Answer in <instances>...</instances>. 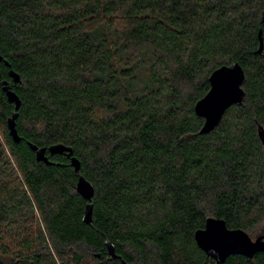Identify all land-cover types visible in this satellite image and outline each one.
<instances>
[{
    "label": "trees",
    "instance_id": "obj_1",
    "mask_svg": "<svg viewBox=\"0 0 264 264\" xmlns=\"http://www.w3.org/2000/svg\"><path fill=\"white\" fill-rule=\"evenodd\" d=\"M260 31L264 0H0V264H217L195 241L207 219L252 236L264 223ZM235 63L243 102L200 134L195 106ZM2 81L21 100L20 142ZM28 143L73 149L92 223L71 157L47 151V165ZM224 264H264V252Z\"/></svg>",
    "mask_w": 264,
    "mask_h": 264
},
{
    "label": "water",
    "instance_id": "obj_2",
    "mask_svg": "<svg viewBox=\"0 0 264 264\" xmlns=\"http://www.w3.org/2000/svg\"><path fill=\"white\" fill-rule=\"evenodd\" d=\"M260 47L258 53L261 54L264 49V41L262 39V31L259 32ZM4 61L5 65L11 68L8 61L0 55V62ZM10 77L15 83L21 81V77L14 70H10ZM1 78V76H0ZM245 81V72L239 63L233 66H223L215 70L210 78V90L204 98L197 102L195 112L199 117L205 119L200 134H209L221 122L225 112L233 105L243 102L245 91L243 83ZM1 85L7 95L10 103L15 105V111L8 120V128L10 135L15 142H20L21 137L17 130L16 120L19 117V109L21 108V100L19 96L12 90V86L8 81H2ZM260 137L264 144V130L260 128ZM31 149L36 153V160L51 165L52 162L47 157L49 151L52 155L66 153L71 157V164L76 173L79 175L77 182L78 193L88 201L85 208L84 222L90 224L93 221V197L95 194L94 186L80 174L81 163L77 157L73 155V149L64 145H53L49 148H39L36 145L28 143ZM195 241L198 247L206 253V255L215 260L217 264H224L228 257L232 255H242L249 259H253L258 253L264 252V234L255 240L243 229H230L226 221L220 218H209L206 221L205 228L196 231ZM107 251L114 259L121 258L116 254L114 245L107 241ZM123 264H128L123 261Z\"/></svg>",
    "mask_w": 264,
    "mask_h": 264
},
{
    "label": "rangeland",
    "instance_id": "obj_3",
    "mask_svg": "<svg viewBox=\"0 0 264 264\" xmlns=\"http://www.w3.org/2000/svg\"><path fill=\"white\" fill-rule=\"evenodd\" d=\"M262 231H264V223L262 224V226H259V227H258V229L255 231V233L252 234L251 238H252L253 240H255V239L260 235V233H261ZM4 261H6V259H4Z\"/></svg>",
    "mask_w": 264,
    "mask_h": 264
}]
</instances>
